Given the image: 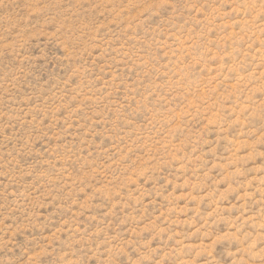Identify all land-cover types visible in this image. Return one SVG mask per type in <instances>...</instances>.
I'll return each mask as SVG.
<instances>
[{
	"label": "rangeland",
	"instance_id": "374dc122",
	"mask_svg": "<svg viewBox=\"0 0 264 264\" xmlns=\"http://www.w3.org/2000/svg\"><path fill=\"white\" fill-rule=\"evenodd\" d=\"M0 264H264V0H0Z\"/></svg>",
	"mask_w": 264,
	"mask_h": 264
}]
</instances>
